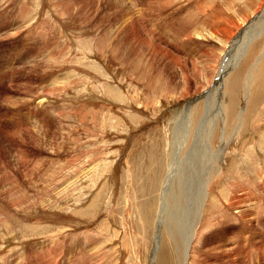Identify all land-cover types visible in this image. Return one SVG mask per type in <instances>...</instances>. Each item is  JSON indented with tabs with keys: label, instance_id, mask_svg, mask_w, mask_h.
<instances>
[{
	"label": "rangeland",
	"instance_id": "rangeland-1",
	"mask_svg": "<svg viewBox=\"0 0 264 264\" xmlns=\"http://www.w3.org/2000/svg\"><path fill=\"white\" fill-rule=\"evenodd\" d=\"M173 157L174 196L203 163L260 210L264 0H0V264H179Z\"/></svg>",
	"mask_w": 264,
	"mask_h": 264
},
{
	"label": "bare ground",
	"instance_id": "bare-ground-1",
	"mask_svg": "<svg viewBox=\"0 0 264 264\" xmlns=\"http://www.w3.org/2000/svg\"><path fill=\"white\" fill-rule=\"evenodd\" d=\"M153 15H155V14L153 13ZM258 16H260V14H258ZM262 18H263V16H262ZM16 26H18V25H16ZM250 27L252 28V26H250ZM247 32H248V30H247ZM250 37H251V35H250ZM248 42H249L248 40L245 42L246 45ZM245 48H246V46H245ZM231 50H233V49H231ZM237 53H238V51H237ZM233 54H235V53H233ZM237 57L238 56L236 55L235 58H237ZM228 66H229V61L224 62V64L220 68V70L217 71L216 77L215 76L214 77L217 79L221 75L225 76V72L228 69ZM219 80L220 79H217L215 83H217ZM252 82H253V80H251L249 82V86L252 85ZM221 83H222V81H220L217 84L216 90L220 89ZM28 91H30V90H28ZM247 91L248 90H246V93H247ZM210 93H211V91H210ZM29 95H30V92H29ZM247 97H248V93H247ZM34 99H36V98H34ZM37 100H38V97H37ZM191 103L188 102V104H191ZM222 120L225 122L224 117L222 118ZM237 123L238 124H236L237 126L235 128V132L233 133L234 135L239 133L240 128L243 125V116L242 115L239 116V122H237ZM200 130H201V128H200ZM190 131H191V129H190ZM189 132H188V135H189ZM188 135L186 133V135L184 137V143H183L184 145L188 141V138H189ZM179 138L183 139V136H180V134L176 133L174 136V140L178 141ZM225 144H226V141L223 140V143L221 145H225ZM197 150L195 147V151H197ZM221 151H219V152H221ZM177 153L178 152H175L172 155L177 156ZM198 153L196 152V154H198ZM193 155H194V153H193ZM169 159H170V157H169ZM192 160L195 161L196 159L193 158ZM176 164L181 165L182 163H181V161H178V158L173 157L172 161L169 165L170 166V170H169L170 174L163 179L162 188L159 190L160 193L158 191L159 194H157V195L159 197L156 199V204L158 205L157 206L158 214H157V218H156V223L158 224V227L159 226L161 227L165 223L170 224V227H171V222H170L169 218L172 217V219L174 220L173 228L175 230L178 229L179 231H182L180 233V235L182 236V245H183L184 254H180L181 257L179 254H175L176 258L178 259V263L179 264H183V263L184 264H264V240H263V237H264V202H262V201L259 202L260 210L259 209L253 210L250 206L249 207L246 206L247 204H245V202L241 203V200L239 202L238 201L239 198H235V197L231 198V196L229 198H226L225 196L222 195V192H223L222 190H223V188L231 187L230 185H228V183H229L228 181L230 180V183L233 184V183H235L236 178L229 177L228 180L225 181V182H228L227 186L224 185V187H222L221 184L223 183V180H224V179H222L223 175H224L223 174L224 168L220 169L217 172L206 173V175H203V171L206 167L203 163L201 165H197V163H195L194 171L191 175V178H187V182L189 185V190H188L187 194H185L184 197H181L182 196L181 193L179 196H174L173 191H171L172 187L179 186L183 181V175L181 177L179 185H175L174 182L172 181V175H174V173L172 174V170L174 169V166ZM262 175L263 176L259 175L256 178V180H254V181H245L249 184V189L253 188V190L257 193L258 188L261 189L264 186L263 185L264 184V172ZM237 183H238V181H237ZM250 186L252 188H250ZM247 187H248V185H247ZM238 188H239V186H238ZM219 190H221V191H219ZM231 191H233V190L231 189ZM248 191H251V190H248ZM243 192L244 191L242 190V193ZM242 193H241V195H244ZM252 193H254V192H252ZM252 193L251 192H249L248 194L245 193L246 195H244V196L245 197L248 195L253 196L254 194L251 195ZM232 194L234 195V191L232 192ZM259 196H260V194H259ZM246 202H247V200H246ZM249 216L255 217L257 223L253 219L249 220L248 219ZM175 223H179V228L177 227V225H175ZM173 228L171 227L172 237L175 238V240H176V233H175V230ZM237 231H239L238 234H237ZM228 232L231 234V236H229V237L227 236L225 238H222V236L227 235ZM233 238L236 240H234ZM165 243L167 244L168 247H170V244L172 245L170 240H167ZM156 247H157V245H156ZM245 253H247V257L245 256L246 255ZM246 259L248 260L247 263L245 262Z\"/></svg>",
	"mask_w": 264,
	"mask_h": 264
},
{
	"label": "water",
	"instance_id": "water-1",
	"mask_svg": "<svg viewBox=\"0 0 264 264\" xmlns=\"http://www.w3.org/2000/svg\"><path fill=\"white\" fill-rule=\"evenodd\" d=\"M257 17H259V16H257ZM200 98H201V97H200ZM200 98H196V99L190 101V103H191V102H196V101L199 100ZM187 107H188V106H187Z\"/></svg>",
	"mask_w": 264,
	"mask_h": 264
}]
</instances>
